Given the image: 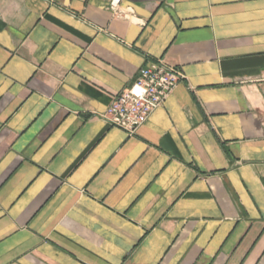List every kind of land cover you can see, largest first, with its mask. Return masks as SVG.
Returning <instances> with one entry per match:
<instances>
[{
	"label": "crops",
	"instance_id": "0c3cea01",
	"mask_svg": "<svg viewBox=\"0 0 264 264\" xmlns=\"http://www.w3.org/2000/svg\"><path fill=\"white\" fill-rule=\"evenodd\" d=\"M0 264H264V0H0Z\"/></svg>",
	"mask_w": 264,
	"mask_h": 264
},
{
	"label": "built area",
	"instance_id": "2783aa9c",
	"mask_svg": "<svg viewBox=\"0 0 264 264\" xmlns=\"http://www.w3.org/2000/svg\"><path fill=\"white\" fill-rule=\"evenodd\" d=\"M185 79L181 68L164 59L152 60L139 70L130 87L116 95L101 118L111 127L134 136Z\"/></svg>",
	"mask_w": 264,
	"mask_h": 264
}]
</instances>
